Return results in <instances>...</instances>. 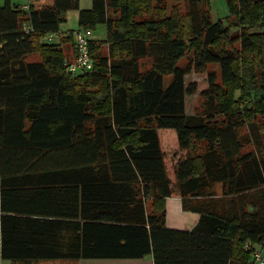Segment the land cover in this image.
Masks as SVG:
<instances>
[{
  "label": "trees",
  "instance_id": "1",
  "mask_svg": "<svg viewBox=\"0 0 264 264\" xmlns=\"http://www.w3.org/2000/svg\"><path fill=\"white\" fill-rule=\"evenodd\" d=\"M28 1L0 5V258L264 264V0H225V19L211 0L170 15L159 0ZM69 10L106 29L74 74ZM191 69L207 75L192 114ZM160 128L176 134L171 165ZM172 195L193 229L166 226Z\"/></svg>",
  "mask_w": 264,
  "mask_h": 264
},
{
  "label": "rangeland",
  "instance_id": "2",
  "mask_svg": "<svg viewBox=\"0 0 264 264\" xmlns=\"http://www.w3.org/2000/svg\"><path fill=\"white\" fill-rule=\"evenodd\" d=\"M51 2V0H46ZM4 2V0H0V5ZM11 2H17V3H28V0H11ZM91 0H79V6L81 8H87L90 7ZM153 5L158 6L162 8V13L164 15H170L171 13H179L183 14L186 12V3L183 0H159L154 1ZM209 11L211 14L212 19L222 18L225 19V16L227 15V8H226V2L225 0H211L209 3ZM77 10H69L66 14V19L62 21L59 25V35L62 34V32H71L72 30H75L78 28V22H77ZM106 34V29L104 24H95L93 27V31L91 33L90 38L91 39H101L104 38ZM57 36V34H55ZM46 35H43L40 38V41L42 43H46L45 41ZM70 51V49H69ZM36 54L28 55V60H35L37 59ZM67 57L66 59H68ZM71 59V58H69ZM185 60V57H183L179 64L182 63ZM207 69H211L214 71H218V66L216 64H208ZM218 73V72H217ZM193 82L196 85V90L194 93L187 94L185 97V108L186 112L192 114L199 106L201 97H200V91L204 89L207 86V75L206 72H197L191 69L189 73L185 75V83L190 84ZM248 129L250 131V134L252 135V138L254 141H257L260 139V135L256 134V128L255 125L249 124ZM158 135L160 138L161 146L164 150L165 154V161L168 165H171L173 162V153L175 150H177V142H176V134L175 131L171 128H160L158 129ZM262 251H264V246H262ZM107 261H102V259H62V258H44V259H38L37 261H31L27 264H108ZM7 264V263H5ZM9 264V263H8ZM113 264V263H111ZM254 264H260L259 262H254Z\"/></svg>",
  "mask_w": 264,
  "mask_h": 264
},
{
  "label": "crops",
  "instance_id": "3",
  "mask_svg": "<svg viewBox=\"0 0 264 264\" xmlns=\"http://www.w3.org/2000/svg\"><path fill=\"white\" fill-rule=\"evenodd\" d=\"M25 4V3H20ZM73 51L68 50L67 57L72 58ZM166 210V226L173 229L191 230L198 221L199 214L194 211L185 210L182 207L181 198L176 195H172L165 200ZM107 261L108 264H153L151 254H148L141 258H118V259H102ZM12 262L7 259L0 258V264Z\"/></svg>",
  "mask_w": 264,
  "mask_h": 264
},
{
  "label": "built area",
  "instance_id": "4",
  "mask_svg": "<svg viewBox=\"0 0 264 264\" xmlns=\"http://www.w3.org/2000/svg\"><path fill=\"white\" fill-rule=\"evenodd\" d=\"M91 33L92 30L90 28H78L72 32L74 55L71 59L65 60L64 65L66 72L74 74L91 70L93 63L89 50ZM53 36L52 34H48L45 40H52ZM254 256L255 259H261L259 252H255Z\"/></svg>",
  "mask_w": 264,
  "mask_h": 264
}]
</instances>
